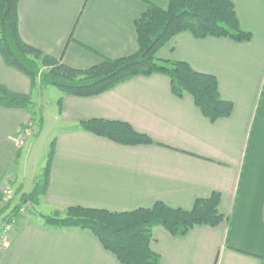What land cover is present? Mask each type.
<instances>
[{
  "label": "crops",
  "instance_id": "crops-1",
  "mask_svg": "<svg viewBox=\"0 0 264 264\" xmlns=\"http://www.w3.org/2000/svg\"><path fill=\"white\" fill-rule=\"evenodd\" d=\"M232 2L240 29L251 35L248 42L182 32L156 55L214 76L221 99L232 104L230 116L211 123L190 96L175 97L160 74L131 78L91 98L58 90L57 122L65 130L53 139L48 187L35 207L40 215L70 207L123 213L158 202L190 210L195 200L216 192L223 223L197 226L184 236L155 228L151 250L161 264H264V0ZM168 3L19 0V36L63 64L87 70L134 55V22L149 4L166 9ZM0 87L30 97L53 88L32 87L1 56ZM29 117L26 110L0 106V190L17 187L21 129ZM91 120L127 123L153 143L122 146L77 129ZM0 264L120 263L88 231L53 229L26 217L0 248Z\"/></svg>",
  "mask_w": 264,
  "mask_h": 264
},
{
  "label": "trees",
  "instance_id": "trees-1",
  "mask_svg": "<svg viewBox=\"0 0 264 264\" xmlns=\"http://www.w3.org/2000/svg\"><path fill=\"white\" fill-rule=\"evenodd\" d=\"M18 1L0 0V56L8 67L26 76L32 87L39 83L68 96L91 98L131 78L160 74L169 79L170 91L175 97L190 96L195 107L211 123L230 116L232 104L221 99L214 76L196 72L185 62L160 61L156 55L182 32L195 39L212 37L248 42L251 35L240 29L232 0H169L166 9L149 4L134 22L137 52L117 60L104 59L87 70L69 67L25 44L18 30ZM0 106L28 111L30 117L21 132L30 125L33 105L29 95H15L0 87ZM77 129L122 146L153 143L123 122L91 120L80 123ZM53 154L54 140L34 189L30 193L16 190L18 202L11 206L9 201L0 213L5 222L2 228L11 222L16 224L20 219L33 217L53 229L90 232L120 264H161L159 256L150 248L155 228L160 227L171 236H184L194 227L214 228L225 221L218 209L220 195L216 192L206 199L195 200L190 210L172 209L158 202L151 208L123 213L70 207L63 213L38 215L34 207L48 187ZM26 208L30 211L27 209L28 214L23 215Z\"/></svg>",
  "mask_w": 264,
  "mask_h": 264
},
{
  "label": "rangeland",
  "instance_id": "rangeland-1",
  "mask_svg": "<svg viewBox=\"0 0 264 264\" xmlns=\"http://www.w3.org/2000/svg\"><path fill=\"white\" fill-rule=\"evenodd\" d=\"M45 89L35 91L33 96L30 97L33 105L32 121L30 125L24 127V130H27L26 135H22L23 132L21 133L24 139L18 150L17 187L12 185L1 190L0 213L9 201L11 206L18 202L16 190L17 192L20 190V193H30L34 189L38 174L41 171L40 168L43 169L45 165L50 143L57 132L65 130L60 125L61 123L57 122L59 106L56 94L58 90L55 88ZM4 191H10V193L5 194ZM27 209L30 211L29 208L24 209L23 215L28 214ZM39 212L42 211L35 208V213L39 215ZM4 224L3 216H0V230Z\"/></svg>",
  "mask_w": 264,
  "mask_h": 264
},
{
  "label": "built area",
  "instance_id": "built-area-1",
  "mask_svg": "<svg viewBox=\"0 0 264 264\" xmlns=\"http://www.w3.org/2000/svg\"><path fill=\"white\" fill-rule=\"evenodd\" d=\"M22 132H23L22 135H24V134L26 135L27 130H24V131H22ZM22 132H21V133H22ZM22 135H21V136H22ZM23 139H24V136L21 137L20 145L22 144ZM6 188H8V186L5 187V188H3L2 190L6 189ZM1 193H2V191H1ZM4 193H5V194H9L10 191H4ZM14 226H15V223H14V222H11V223L5 225V226L1 229V231H0V248L2 247V245H3L4 241H5V239L7 238V236L13 231Z\"/></svg>",
  "mask_w": 264,
  "mask_h": 264
}]
</instances>
